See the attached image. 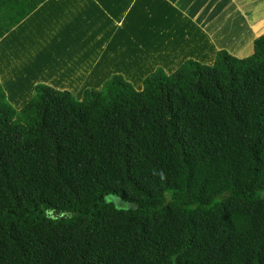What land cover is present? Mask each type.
<instances>
[{
  "label": "trees",
  "instance_id": "16d2710c",
  "mask_svg": "<svg viewBox=\"0 0 264 264\" xmlns=\"http://www.w3.org/2000/svg\"><path fill=\"white\" fill-rule=\"evenodd\" d=\"M43 1L0 0V38ZM141 24L98 38L157 62L116 55L80 98L36 82L15 108L0 83V264H264V31L166 72L187 52Z\"/></svg>",
  "mask_w": 264,
  "mask_h": 264
},
{
  "label": "crops",
  "instance_id": "0c3cea01",
  "mask_svg": "<svg viewBox=\"0 0 264 264\" xmlns=\"http://www.w3.org/2000/svg\"><path fill=\"white\" fill-rule=\"evenodd\" d=\"M53 1L55 0H44L10 31L2 36L0 38V47H4L3 52L18 51L19 53L21 51L38 52L43 50L44 47L61 46L63 49L68 48L67 52H76L75 54L80 56V58L78 59L77 65H74L72 69L59 66L57 72H62V75L56 76L52 78V80L59 81L58 83H60V85L36 80V78L42 76L47 77L48 74L52 72L50 73L48 67L41 69L44 65H41L39 69H34L30 66L29 64L34 66L31 59L29 60L33 55H28V58H24L26 62L22 63V66L27 63L28 66L26 68L24 67V70L21 72H17L16 68L11 71V75L3 71L2 73L7 77V80L3 83H8V85H12L14 88H18L19 84H25V82H33L30 86L29 96L21 105L17 106L9 99L0 80L7 99L15 108H20L29 99L33 85L36 82H44L56 88L67 89L77 98H80L85 87H98L111 74H122V72L117 71L113 67L121 66L122 62L118 61L115 56L123 52L120 47L112 49L110 43L107 41L100 43L98 35L101 30L99 26L102 24L105 25V35L108 34L110 38L123 37L125 40L130 35L133 36L132 32L134 25L138 22H142L141 25L144 27V32L148 34V30H150L149 39L155 42L157 47H163V51L167 52V54H163V56H165L164 59L167 60V57L171 54V49H168V45H163V41H168V43L172 41V44H174V52H187V54L169 71H166L161 64L154 65L161 66L166 72L173 71L185 58L198 60L197 54L200 52L211 53V58L209 62L198 61L207 64L212 63L216 52L213 35L219 33L222 29L223 22L232 20L234 25L237 24L239 26L237 31H239L240 34H242V32L247 34V30H249L252 34L258 36L259 33L261 34L264 31V29L262 30L264 23L261 21L264 11H262L261 14L256 13L252 18H247L244 14V8L252 3V1L254 4L258 2V0H83L84 4L91 5L92 12H90L88 16L86 9H83L87 18L85 19L86 22L80 25V31L78 33L77 20L82 22L83 19H81L77 13L78 18L73 27L70 28V25L66 23V21H60L59 15L56 18L50 17L48 12L51 10V3ZM59 1L61 0H58V2ZM77 1L78 0H68L70 3L67 4H69V7H74L77 10ZM122 2H124V4L120 5ZM137 2H139V5L135 6ZM133 6L135 10H133ZM42 7H44L43 10H41ZM102 8L109 13V15H106L103 19L100 17L103 11ZM117 8H119V10ZM31 16L36 19L40 24L39 26H34V28L30 27L28 20ZM251 19H253V21H251ZM118 22H124L125 27L117 26ZM21 25L26 28V32H23V27ZM118 27L122 34L120 31H115ZM16 28H19L21 32L19 35L15 36V38H11ZM215 30H217L216 34ZM69 35H71L70 38L66 39ZM197 36L203 41L197 43ZM239 39L241 40L242 38H238V40ZM127 41L128 40H125L124 42ZM225 47L230 52L234 50V47L231 45H226ZM18 56L19 55L16 57ZM19 60H21L20 57ZM94 65L99 69L108 70L104 78L98 80L94 79ZM153 67L145 72L144 75L151 71ZM144 75H142L138 81L139 88H141L140 84L142 83ZM12 76H21V78L19 81H14ZM123 77L125 78V76ZM127 80L133 84L136 83L132 80ZM90 81H93L94 84H90ZM86 82L88 84L84 85Z\"/></svg>",
  "mask_w": 264,
  "mask_h": 264
},
{
  "label": "rangeland",
  "instance_id": "374dc122",
  "mask_svg": "<svg viewBox=\"0 0 264 264\" xmlns=\"http://www.w3.org/2000/svg\"><path fill=\"white\" fill-rule=\"evenodd\" d=\"M67 3H70V2H68V0H61L59 2L58 0L53 1L51 3L52 6L50 5L51 10L48 12V14L52 18H56L59 15L60 21H66V23L70 25V28H72L76 19L78 18L77 16V13H78L80 18L83 19L82 22H80V20H77L78 21L77 33H78L80 31V25L86 22L85 19L87 18V16H85L83 9H86V12L89 16V13L92 12V7L91 5L84 4L83 0L77 1V4H76L77 10L74 7L73 8H71V6L69 7V4ZM43 8L44 7H42L41 10H43ZM262 11H264V0H258V2H255L254 4L252 1V3H250L244 8V14L247 18H252L256 13L261 14ZM101 13L102 14L100 17L103 19L106 16V14L103 11ZM251 21H253V19H251ZM261 21L264 23V15L261 18ZM28 24L30 25L31 28L32 27L34 28V26L40 25L36 21V19H34V17L32 16L29 18ZM22 27H23V32H26L27 31L26 28L24 26ZM238 28L239 26L237 24L234 25L233 21L230 20L227 22H223L222 29L219 31L218 34H216L217 30H215L216 35H213L214 37L213 40H214L216 51L220 48H223L236 57H245L252 53L253 51L252 41L256 35L252 34L249 30H247V34L245 32H242V34H240V32L237 31ZM263 29L264 27L262 28V30ZM20 32L21 30L19 28H16L14 30L15 34L12 33L11 38L12 37L15 38V36L20 34ZM70 36L71 35L67 36L66 39H69ZM238 38H242V39L238 40ZM242 41L247 43L248 49L241 51V53L235 52L234 50H236L235 49L236 47L237 48L241 47ZM226 45L233 46L234 50L230 52L225 47ZM3 50H4V47L1 46L0 47V71L1 72L4 71L6 73H10L11 75L12 74L11 71L14 70L15 68L17 69V72L18 71L21 72L22 70H24V67L26 68L28 66V63L26 65L23 64L24 66H22V63L26 62L24 58H28V55H33V57H30L29 60L31 59L34 66L29 64L30 66H32L34 69H39L41 65H44V67L41 69L48 67L50 70V73L52 72L51 74H48L47 77L42 76L40 78H36V80H41L45 82L50 78V76H52L56 71H58L59 66H62L63 64H65L66 61L70 58V56L73 54L71 52H67L68 48L63 49L61 46L44 47L43 50H40L38 52L37 51L36 52L21 51L18 53V51L3 52ZM122 52L123 53H120V55L125 56V57H130L135 60L137 59L136 61L138 62L142 61L145 64H151L152 62H157V61H153L152 59H150L141 48H124ZM17 55L19 56L16 57ZM19 57L21 58V60H19ZM155 67L156 66H154L153 69ZM107 71L108 70L98 68L94 75V79L98 80V79L104 78L106 76ZM12 77L14 81H19V79L21 78V76L19 77L12 76ZM24 81H28V80H24ZM32 83L33 82L31 83L25 82V84H21V85L19 84L18 88H14L12 85H8V83H3V87L5 91L7 92L9 99L13 101L15 105L18 106V105H21L29 96V90H30V86L32 85ZM92 84H94L93 81H92ZM131 84L134 86L135 89H140L139 87L136 88V86L132 82ZM140 85L142 87V83Z\"/></svg>",
  "mask_w": 264,
  "mask_h": 264
},
{
  "label": "water",
  "instance_id": "95a60500",
  "mask_svg": "<svg viewBox=\"0 0 264 264\" xmlns=\"http://www.w3.org/2000/svg\"><path fill=\"white\" fill-rule=\"evenodd\" d=\"M106 200L112 202L116 208L134 207V205L132 203L125 202L121 197L114 195V194L107 195Z\"/></svg>",
  "mask_w": 264,
  "mask_h": 264
}]
</instances>
